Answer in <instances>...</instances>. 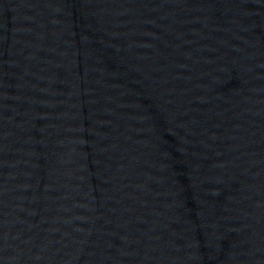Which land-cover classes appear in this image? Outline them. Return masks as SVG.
Masks as SVG:
<instances>
[{"label": "water", "instance_id": "1", "mask_svg": "<svg viewBox=\"0 0 264 264\" xmlns=\"http://www.w3.org/2000/svg\"><path fill=\"white\" fill-rule=\"evenodd\" d=\"M0 264H264V0H0Z\"/></svg>", "mask_w": 264, "mask_h": 264}]
</instances>
